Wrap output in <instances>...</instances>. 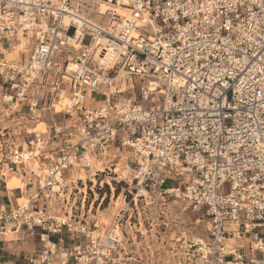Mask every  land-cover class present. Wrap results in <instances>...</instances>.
<instances>
[{
  "label": "built area",
  "instance_id": "1",
  "mask_svg": "<svg viewBox=\"0 0 264 264\" xmlns=\"http://www.w3.org/2000/svg\"><path fill=\"white\" fill-rule=\"evenodd\" d=\"M102 1L106 24L90 20L98 0H0V107L62 115L24 126L27 147L2 134L0 160L28 179L23 202H0V237H38L25 264H264V0ZM117 140L136 194L106 225L66 196ZM145 192L200 213L206 234L166 248Z\"/></svg>",
  "mask_w": 264,
  "mask_h": 264
},
{
  "label": "rangeland",
  "instance_id": "2",
  "mask_svg": "<svg viewBox=\"0 0 264 264\" xmlns=\"http://www.w3.org/2000/svg\"><path fill=\"white\" fill-rule=\"evenodd\" d=\"M95 7L98 9L101 8L98 4H95ZM108 14L109 12L105 13L101 19L99 16L92 14V18L96 22L106 24L109 21ZM13 56L14 55H10L9 57ZM56 109L57 111H60L61 106L56 105ZM61 116L62 115L59 112L51 113L49 110H44L40 117L31 119L30 117H22L20 114H11L3 107H0V141H3V138L6 139L9 137L10 143L14 142L15 144H20L21 147H27L24 145V140L29 136L23 137L18 135L20 131H24V126L30 128L36 127L37 130L44 131L46 125L42 122L50 123L52 118L58 121L61 119ZM2 134H4L3 138ZM4 150L5 149H3V151ZM1 152L0 148V154ZM7 163L8 161L4 160V158L3 160H0V202L4 199V195H2V189L4 186L7 185V189L10 192L14 189L20 188L25 190V184L28 179V177H24L22 174L23 167H20L21 169L16 172V168L11 169L12 167H9L11 165H7ZM134 166V153L132 149L127 146H120L119 140H117L114 147L109 150L106 158H101L100 161H94L91 170L76 169L73 171L75 176L73 179L69 178V180L76 181L81 173L86 174L87 179L85 181L78 179L74 183L76 188H73V193L70 196H66V198H70L68 210H70V207H73L75 214H78L80 213V208L83 206V214H86L85 209L87 206H90L97 198L98 200L104 198L99 211H97L98 216L95 217V220H98L101 224L110 225L119 209H127L128 204L136 194V183L133 180ZM32 167L36 170L38 166L35 164V166ZM96 170L98 173L97 176H94L96 175ZM93 178L94 180H92ZM109 182L113 184L114 188H112V184ZM106 185H108V187ZM70 186L71 184H69V187ZM101 194H103V197H101ZM24 200L25 196L23 198L19 197V202H23ZM96 203L97 201L95 204ZM65 205L66 204L62 201L58 202L56 204V211H60V213L63 214ZM146 205L147 212L146 215L143 211L141 212L142 219L149 220V217L152 216L153 220H155L153 227L154 231H166V248L170 245H176V241L179 238V241H188L192 236H204L206 234L205 222H196L200 213L194 211L190 207L186 208V205L183 202L175 200L173 197H166L165 200H163L156 194L149 195L146 193L145 198H138V206L144 207ZM133 206L134 203L132 201L129 206L130 211H133ZM161 207L165 209L164 217L160 212ZM95 212L96 211L92 209L90 216ZM163 221L168 222L167 227L162 224ZM156 223H160L161 227H157ZM5 238L14 239V241L9 242L13 245L18 238V234L8 235ZM21 238L23 240H18L16 245L10 246V248H8L9 250L5 252L9 255V259L11 260L10 264H25L23 260L24 256L30 255L39 247L38 237L36 235H29V233L26 232ZM154 243L157 246L158 243ZM5 244L8 245V243ZM5 259L7 258H4L3 260L0 259V264H5L3 263Z\"/></svg>",
  "mask_w": 264,
  "mask_h": 264
},
{
  "label": "crops",
  "instance_id": "3",
  "mask_svg": "<svg viewBox=\"0 0 264 264\" xmlns=\"http://www.w3.org/2000/svg\"><path fill=\"white\" fill-rule=\"evenodd\" d=\"M2 195H4L3 201H7L8 198H11L12 200H15L16 198H19V197L22 196V192H21V189H14L13 191L10 192L7 189V185H6L2 189ZM103 199L102 200H101V198L99 200H98V198L95 199V202L97 201V203H96L97 204V208H96V204H95L94 201L92 202V204L90 206H87V208H86L87 210L85 209V213H86L85 215H86L87 219H92L93 218L92 220H95V217L98 216V212L97 211H99ZM80 209H82V207ZM92 209H94L96 212L92 213V215L90 216V213L92 212ZM81 211L84 213V207H83V210H81ZM24 233H26V232L18 234V238H17V240H15V244H13V245H16L18 240H23L21 238V236ZM11 241H14V239H7L5 237H0V259L3 260L4 258H7V259H5L3 261V263H5V264H10L11 263V260L9 259V255L5 253L7 250H9L8 248H10V246H13L11 243H9ZM5 243H8V245H6ZM6 246H8V247H6Z\"/></svg>",
  "mask_w": 264,
  "mask_h": 264
},
{
  "label": "bare ground",
  "instance_id": "4",
  "mask_svg": "<svg viewBox=\"0 0 264 264\" xmlns=\"http://www.w3.org/2000/svg\"><path fill=\"white\" fill-rule=\"evenodd\" d=\"M98 5L101 6V8L98 9V13L101 14V17H103L104 14L107 13V12H109V11L111 10V8H112V6L108 5L107 3H105V2L102 1V0H98ZM115 8H116L115 11H117L119 14L124 13V9H122L121 7L116 6ZM90 20H91V21H94L93 19H90ZM58 106H59V105H58ZM36 129H37V128H36ZM98 167H99V165H98ZM100 168H101V167H100ZM78 179H80V180H84V181H85V180L87 179V176H86V174L81 173V174H79ZM92 180H94V178H93ZM109 183H111V182H109ZM111 184H112V183H111ZM25 185H26V184H25ZM112 188H114L113 184H112ZM141 193H143V190H142Z\"/></svg>",
  "mask_w": 264,
  "mask_h": 264
},
{
  "label": "trees",
  "instance_id": "5",
  "mask_svg": "<svg viewBox=\"0 0 264 264\" xmlns=\"http://www.w3.org/2000/svg\"><path fill=\"white\" fill-rule=\"evenodd\" d=\"M108 187V185H106ZM101 197H103V194H101Z\"/></svg>",
  "mask_w": 264,
  "mask_h": 264
}]
</instances>
